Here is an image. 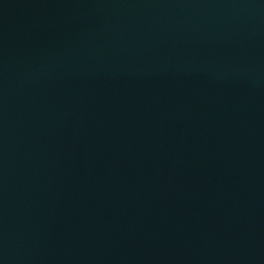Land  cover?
<instances>
[{
	"label": "water",
	"instance_id": "water-1",
	"mask_svg": "<svg viewBox=\"0 0 264 264\" xmlns=\"http://www.w3.org/2000/svg\"><path fill=\"white\" fill-rule=\"evenodd\" d=\"M0 264H264V0H0Z\"/></svg>",
	"mask_w": 264,
	"mask_h": 264
}]
</instances>
